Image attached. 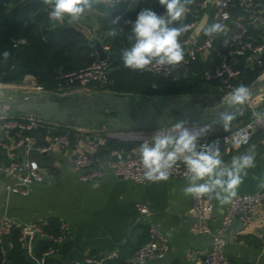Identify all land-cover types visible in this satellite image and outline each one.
<instances>
[{
	"label": "crops",
	"instance_id": "1",
	"mask_svg": "<svg viewBox=\"0 0 264 264\" xmlns=\"http://www.w3.org/2000/svg\"><path fill=\"white\" fill-rule=\"evenodd\" d=\"M154 1L156 0H147L144 3L136 4L124 3L120 6V10H124L127 14L137 8H149ZM215 1L208 0L207 6L204 8H200L199 1L196 3L197 11L201 12L199 24L194 30H188L186 38L180 41L184 50L186 48L184 42L205 37V27L214 21ZM116 12L114 11L113 16ZM105 14L108 13L103 9L94 26L86 23L84 19L71 26L79 29L93 43L95 38L101 41L99 32ZM130 18L132 19V17ZM89 26L92 29H88ZM124 26V23L117 25L120 29ZM112 27L113 25L108 20L105 33H109ZM251 34L257 39L261 35L256 29H253ZM229 39V33L219 39L216 44L217 50H225L227 47L225 41L229 42ZM101 43L104 48L108 46L110 50L109 44H104L102 41ZM216 62L215 52L208 59L199 57L192 66L183 69L175 77L196 76L201 67L214 65ZM239 66L245 68V79L246 71L256 70L248 68L244 61H241ZM261 75L264 76V70ZM30 78L31 76H28L25 79ZM54 91L61 96H94L101 92L128 95L122 90L98 91L90 86L82 88L78 84H63ZM216 93L222 94L218 83H210L209 92L206 94ZM192 95L179 94L185 100ZM126 97H131L140 103L156 102H151L145 96ZM164 98L160 97L161 103ZM255 106H258L259 111H264V95L247 103L229 129L225 130L221 126H215L209 136L227 133L241 127L250 120L251 108ZM133 119L134 115H131L126 121L130 122ZM124 122L120 111L108 109L97 113H85L84 118L80 119L75 126L70 124L61 126L62 128L75 127L98 135L101 138L98 156L104 161L119 152L127 155L138 154L139 145L145 141L150 142L155 131L171 127L168 125L160 129L138 130L136 128L124 129L123 127L119 129L118 126ZM58 127L59 125L51 124L34 131L31 135L32 145L41 147L51 143ZM20 136V132L6 130L0 120V140L9 145L8 148L0 147V164L32 159L38 163L44 174V181L35 185L28 195L23 196L7 190V186L15 181L13 177L0 174V220L10 217L16 223L15 227L6 229L0 237V247L5 252V264H46L49 261L60 264H79L77 261L68 260V256L74 249H79L83 253V262L89 257L98 258L117 252V257L108 259L104 264H130L129 257L147 241L149 226L152 223L167 237L169 251L163 258L147 260L142 264H201L204 261L205 254L212 246V234H197L191 230L194 221L192 213L194 200L192 196L183 191L187 183L185 176L169 178L167 181L139 184L117 177L112 170L108 169L101 179L84 181L82 176L85 171L75 168L70 162L71 150L62 151L53 148L47 153L28 151L24 146H17ZM252 144L256 145V166L248 170V175L239 186L237 195L254 194L263 189L258 187V181L253 177H264V131L257 130L251 143L247 146L220 147L223 160L225 163H230L233 156L246 152ZM205 197L214 206L212 213L209 214V225L214 232L219 228L224 213L231 202L220 204L214 198ZM139 202L149 205L152 210L150 216L139 213L136 208V204ZM43 221L50 223L48 229L54 234L59 233L61 223L68 224L66 238L59 245L57 252L48 257H45L44 253L41 256L37 254L39 243L47 241L39 235L30 237L26 248H22L18 241L22 225ZM51 225L54 226L51 227ZM21 255L24 258H21ZM225 255L226 264H264V203L258 216L251 223L245 225L236 221L232 224L227 232Z\"/></svg>",
	"mask_w": 264,
	"mask_h": 264
},
{
	"label": "built area",
	"instance_id": "2",
	"mask_svg": "<svg viewBox=\"0 0 264 264\" xmlns=\"http://www.w3.org/2000/svg\"><path fill=\"white\" fill-rule=\"evenodd\" d=\"M146 1L137 0L136 3H144ZM124 3L130 4V0H122V3L115 10L117 11L115 16L120 17L118 25L121 23L132 25L133 19L127 17L124 10H120V6ZM207 3L208 0H199L200 8L206 7ZM214 6L215 17L213 23H222L225 26L224 33L216 37L205 35L204 38L184 42V46H186L184 61L175 67H150L149 70L143 72L170 78L176 76L183 69L190 67L199 57L208 59L215 52L217 62L214 65L205 67L202 71V78L207 82L218 83L220 91L225 97L234 87L245 85V68L239 66L241 61L246 62L248 68L264 70V0H216ZM189 12H191L190 8ZM199 20L200 15L195 14V20L187 24L189 25V30H194L198 26ZM253 29L261 33L259 39L252 36L251 31ZM227 33L230 34L227 47L223 51L217 50L216 44L218 40ZM105 50H109V47H105ZM110 74L111 69L107 62L98 58L77 71L65 73L62 80L64 84H78L82 88H88L93 84L109 83L111 80ZM25 80L31 81V84L25 86V90H33L34 92L46 91L43 86L37 83L34 76ZM251 111L252 113L259 111L258 106L252 107ZM0 120L6 130L21 133L17 146H24L28 151L35 150L39 153H47L53 148L62 151L71 150L72 153L69 155L70 162L75 168L85 171L82 176L84 181L99 180L110 169L117 177L129 179L139 184L151 183L144 178L139 154L127 155L119 152L107 161L101 160L98 156L101 138L96 134L75 127L62 128V124L36 115H0ZM51 124L59 125L51 143L41 147H34L31 143L32 133ZM257 130L264 131V122H257L251 115L250 120L241 127L223 134L208 135L206 141H219V147H244L251 143ZM206 141L202 140L201 143ZM0 147L8 148L9 145L0 140ZM185 171L184 165L178 163L172 169L170 178L185 176ZM0 174L13 177L15 181L7 186V190L23 196L28 195L35 185L44 181V174L38 163L32 159L0 164ZM193 200L192 213L194 221L191 230L197 234H212V246L205 254V259L201 264H226L227 232L234 222L239 221L246 225L258 216L264 203V188L254 194H240L233 198L224 213L219 228L214 232L209 225V214L214 209L213 204L206 197H193ZM136 208L144 216H150L152 213L151 208L145 202L137 203ZM15 226L16 223L12 218L4 217L0 220V237L6 229H12ZM49 226L50 223L48 221L22 225L18 237L19 245L22 248H26L30 237L39 235L49 242L44 256L48 257L55 254L59 245L66 238L68 224L61 223L57 234L50 232ZM1 251L3 256H5L4 250L1 249ZM168 251L169 243L167 237L152 223L149 226L147 241L129 257L128 261L130 264H142L147 260L163 258ZM117 256L118 253L113 252L98 258L89 257L85 259L84 263L104 264L108 259Z\"/></svg>",
	"mask_w": 264,
	"mask_h": 264
},
{
	"label": "clouds",
	"instance_id": "3",
	"mask_svg": "<svg viewBox=\"0 0 264 264\" xmlns=\"http://www.w3.org/2000/svg\"><path fill=\"white\" fill-rule=\"evenodd\" d=\"M137 0H130L135 4ZM165 9L159 15L151 9H142L131 25L130 47L121 51L123 66L131 71H147L150 67H175L185 58L180 38L189 30L182 23L194 0H158ZM46 6L48 18L54 24L69 25L81 21L88 12L103 7L113 27L109 35L120 34L117 27L120 17L113 16L122 0H40ZM225 26L216 22L205 27L204 35L216 37L224 33ZM228 41H225V46ZM11 53H2L7 61ZM250 90L245 85L234 87L221 102L215 120L190 122L187 119L175 121L170 129H160L151 136V141L141 143L137 149L144 178L149 182L167 181L172 169L182 163L186 169L187 181L185 194L201 198L216 199L220 204L230 203L238 194L237 190L255 168L256 145L252 144L242 154L233 156L225 163L219 147V141L207 142V136L215 126L229 129L232 122L241 114V109L250 99ZM206 112V110H204ZM257 122H264V111L252 113ZM202 140L206 142L201 143ZM246 142V141H245ZM258 187L264 188V177H253Z\"/></svg>",
	"mask_w": 264,
	"mask_h": 264
},
{
	"label": "trees",
	"instance_id": "4",
	"mask_svg": "<svg viewBox=\"0 0 264 264\" xmlns=\"http://www.w3.org/2000/svg\"><path fill=\"white\" fill-rule=\"evenodd\" d=\"M198 1L194 0L189 6L191 12L187 13L182 23L188 24L195 20V14L200 15L201 12L197 11L196 6ZM142 9H151L159 15L165 13V9L156 0L149 8H137L126 16L132 17L134 22ZM48 11L40 0H0V82L16 84L28 76H34L45 90L54 91L64 84L62 79L65 73L77 71L99 58L94 43L79 29L66 22L54 24L48 18ZM108 20V14H105L99 35L104 44L110 45L106 62L111 69L110 81L116 90H137L144 96L153 95L152 92H155L159 97H169L181 93H208L209 84H216L202 78L205 67H201L196 76L170 78L124 68L121 51L130 47L128 36L131 25H125L118 36L112 37L105 33ZM186 36L187 33L180 41ZM5 50L11 53L7 61L2 56ZM262 72V69L246 71L245 86H250ZM21 115L23 114L14 113V116ZM48 246V241H41L37 254L41 256ZM21 258L24 257L21 255ZM0 264H5L1 247ZM46 264L60 263L49 261Z\"/></svg>",
	"mask_w": 264,
	"mask_h": 264
},
{
	"label": "water",
	"instance_id": "5",
	"mask_svg": "<svg viewBox=\"0 0 264 264\" xmlns=\"http://www.w3.org/2000/svg\"><path fill=\"white\" fill-rule=\"evenodd\" d=\"M94 49L100 60H107L108 53L97 38L94 39ZM248 89L251 93L248 103L264 95V76L254 81ZM223 98L224 96L220 93L213 95L197 93L187 100L174 95L165 97L160 104L159 102L140 103L124 94L108 92H101L94 96H61L56 91L46 90L34 92L30 97L25 98L9 97L0 92V115L11 113L36 115L55 123L75 126L80 119L84 118L85 113L117 109L125 120L118 126L119 129L123 127L147 130L164 128L179 119H187L190 122L215 120L218 111L222 110ZM131 115H134V119L127 122ZM68 260L85 264L83 253L79 249H74L68 256Z\"/></svg>",
	"mask_w": 264,
	"mask_h": 264
},
{
	"label": "rangeland",
	"instance_id": "6",
	"mask_svg": "<svg viewBox=\"0 0 264 264\" xmlns=\"http://www.w3.org/2000/svg\"><path fill=\"white\" fill-rule=\"evenodd\" d=\"M102 12H103V9H94V10L88 12L83 19H84V21H86V23H90L94 26L95 23L98 22V19L100 18ZM98 15H99V17L97 18ZM77 26L80 27V25H77ZM88 29H92V27L89 26ZM88 29L86 28V30H88ZM259 76L260 77H258L257 79L262 77L261 74ZM28 84H31V81L25 80V79H24V81H22L20 83H16V84H6V83L0 82V92H2L5 96H9V97H16V96H21L23 98L30 97L34 93V91L33 90H30V91L25 90V86ZM112 85H113V83L109 82L107 84H93L90 87L93 88L94 90H98V91L116 90ZM125 90H127V91L123 90V92H126L128 94L126 96H133L134 98H140V96L144 97V94L141 93L140 91H137V90L131 91L128 89H125ZM152 93H153V95L145 96V98H148L151 102L152 101L157 102L158 98H159L158 102L161 104L160 97L155 95V92H152ZM9 115L12 116L14 114L11 113Z\"/></svg>",
	"mask_w": 264,
	"mask_h": 264
},
{
	"label": "bare ground",
	"instance_id": "7",
	"mask_svg": "<svg viewBox=\"0 0 264 264\" xmlns=\"http://www.w3.org/2000/svg\"><path fill=\"white\" fill-rule=\"evenodd\" d=\"M255 101V100H254Z\"/></svg>",
	"mask_w": 264,
	"mask_h": 264
}]
</instances>
